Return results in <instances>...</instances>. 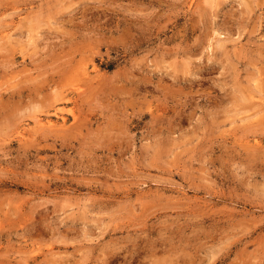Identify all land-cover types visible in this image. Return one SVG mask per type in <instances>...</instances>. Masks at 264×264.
<instances>
[{
    "label": "rangeland",
    "instance_id": "rangeland-1",
    "mask_svg": "<svg viewBox=\"0 0 264 264\" xmlns=\"http://www.w3.org/2000/svg\"><path fill=\"white\" fill-rule=\"evenodd\" d=\"M0 264H264V0H0Z\"/></svg>",
    "mask_w": 264,
    "mask_h": 264
},
{
    "label": "bare ground",
    "instance_id": "bare-ground-1",
    "mask_svg": "<svg viewBox=\"0 0 264 264\" xmlns=\"http://www.w3.org/2000/svg\"><path fill=\"white\" fill-rule=\"evenodd\" d=\"M82 73H83V71H82ZM84 75V74H83ZM85 76V75H84ZM65 97V96H64ZM67 97V96H66ZM61 99V98H60ZM63 100H64V98H63ZM38 120H39V118H37ZM45 119V118H44ZM48 120V119H47ZM40 122V121H39ZM38 123V122H37ZM42 124H43V122H42Z\"/></svg>",
    "mask_w": 264,
    "mask_h": 264
}]
</instances>
